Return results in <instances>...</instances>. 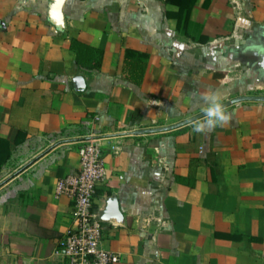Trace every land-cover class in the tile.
<instances>
[{
    "label": "crops",
    "instance_id": "1",
    "mask_svg": "<svg viewBox=\"0 0 264 264\" xmlns=\"http://www.w3.org/2000/svg\"><path fill=\"white\" fill-rule=\"evenodd\" d=\"M186 1L205 43L181 32L178 0H0V264L59 263L71 203L55 182L86 140L102 148L94 211L119 264H264V101L193 132L205 97L264 96V0ZM72 40L102 52L98 69Z\"/></svg>",
    "mask_w": 264,
    "mask_h": 264
},
{
    "label": "built area",
    "instance_id": "2",
    "mask_svg": "<svg viewBox=\"0 0 264 264\" xmlns=\"http://www.w3.org/2000/svg\"><path fill=\"white\" fill-rule=\"evenodd\" d=\"M77 154L78 171L55 182V195L70 199L71 215L54 254L58 264H119V255L102 246L101 225L94 211L96 190L107 176L101 145L97 140L83 141Z\"/></svg>",
    "mask_w": 264,
    "mask_h": 264
},
{
    "label": "trees",
    "instance_id": "3",
    "mask_svg": "<svg viewBox=\"0 0 264 264\" xmlns=\"http://www.w3.org/2000/svg\"><path fill=\"white\" fill-rule=\"evenodd\" d=\"M167 2H176L177 0H166ZM180 7V18L181 24V32L190 37L193 41L199 43H205L207 41V37L201 34L202 26L200 24L194 23L190 21L189 14L190 8L188 7V3L186 0H178ZM183 2V3H182ZM71 49L75 52L76 64L87 70L98 69L102 59V52L92 48L78 40H72L70 43ZM132 66L136 69L138 73V78L141 80L144 70H145V62L136 60L131 61ZM10 156L9 144L6 140L0 138V167L7 161Z\"/></svg>",
    "mask_w": 264,
    "mask_h": 264
},
{
    "label": "clouds",
    "instance_id": "4",
    "mask_svg": "<svg viewBox=\"0 0 264 264\" xmlns=\"http://www.w3.org/2000/svg\"><path fill=\"white\" fill-rule=\"evenodd\" d=\"M209 102L206 110V119L193 125V132H207L214 127L221 126L229 120V114L223 109V105L218 96L205 97Z\"/></svg>",
    "mask_w": 264,
    "mask_h": 264
},
{
    "label": "water",
    "instance_id": "5",
    "mask_svg": "<svg viewBox=\"0 0 264 264\" xmlns=\"http://www.w3.org/2000/svg\"><path fill=\"white\" fill-rule=\"evenodd\" d=\"M242 101H264V96H241V97H238V98H235L225 104H223V108L226 107V106H229L231 104H234L236 102H242ZM111 212L112 213H115L114 215H117V208L115 207V202L113 200V202L111 203ZM98 217V216H97ZM99 218V217H98Z\"/></svg>",
    "mask_w": 264,
    "mask_h": 264
},
{
    "label": "rangeland",
    "instance_id": "6",
    "mask_svg": "<svg viewBox=\"0 0 264 264\" xmlns=\"http://www.w3.org/2000/svg\"><path fill=\"white\" fill-rule=\"evenodd\" d=\"M15 165V164H14ZM13 163L10 164V166H14Z\"/></svg>",
    "mask_w": 264,
    "mask_h": 264
}]
</instances>
